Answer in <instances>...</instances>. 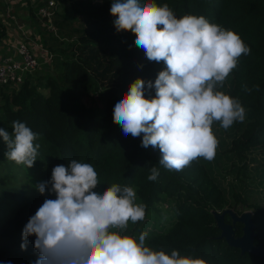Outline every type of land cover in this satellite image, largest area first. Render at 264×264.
<instances>
[{"label":"trees","instance_id":"1","mask_svg":"<svg viewBox=\"0 0 264 264\" xmlns=\"http://www.w3.org/2000/svg\"><path fill=\"white\" fill-rule=\"evenodd\" d=\"M111 2L59 0L55 33L39 28L52 69L26 73L18 87H0V128L11 132L12 122L19 120L40 134L39 156L29 169L9 161L0 140V264H35V236L28 237L22 250L23 228L45 199L55 198L47 191L41 195L35 186L51 178L54 166L72 159L94 165L101 191L113 183L136 189L147 215L130 224L127 234L138 237L147 231L146 243L154 250L176 249L208 264H264V258L229 246L214 217L227 209L237 215L250 211L254 245L264 248V203L250 202L248 195L253 184L264 183V0H141L167 4L177 18L203 15L237 32L251 48L224 89L240 98L245 121L227 131L214 125L220 143L213 161H194L180 172L160 168L155 181L147 177L152 166L159 167V150L141 147V138L124 136L112 112L136 78L154 81L164 64L149 62L132 32L116 31ZM30 15L36 20L32 11ZM254 85L260 86L258 92L243 90ZM254 153L259 156L255 165ZM224 221L232 223L228 215ZM234 225L235 237H241L243 225Z\"/></svg>","mask_w":264,"mask_h":264},{"label":"clouds","instance_id":"2","mask_svg":"<svg viewBox=\"0 0 264 264\" xmlns=\"http://www.w3.org/2000/svg\"><path fill=\"white\" fill-rule=\"evenodd\" d=\"M109 13L117 32L134 34L135 46L149 62L164 64L154 81L136 78L112 112L124 136L159 150V167L152 166L147 179L157 180L160 168L180 172L194 161H213L220 143L214 125L227 131L246 119L240 98L224 89L241 57L251 54L250 46L203 15L177 18L167 4L112 0ZM151 90L155 95L146 98ZM243 90L258 92L260 86ZM39 135L19 120L11 132L0 128L7 159L32 168ZM98 186L94 165L76 159L54 166L51 178L35 186L41 195H55L23 228L20 247L25 250L28 237L35 236V264H208L176 249L154 250L146 243L147 231L127 234L130 224L145 220L147 205L137 202L132 186L113 183L102 191Z\"/></svg>","mask_w":264,"mask_h":264},{"label":"built area","instance_id":"3","mask_svg":"<svg viewBox=\"0 0 264 264\" xmlns=\"http://www.w3.org/2000/svg\"><path fill=\"white\" fill-rule=\"evenodd\" d=\"M35 3L34 16L39 25L45 27L47 32L55 33V27L52 29L54 11L58 6L59 0H29ZM5 13L10 14V0H0ZM52 30V31H48ZM44 53V50H43ZM35 52L26 42H20L14 47L11 55L0 57V87H18L22 82L26 73H30L36 69L38 63L34 56ZM17 56V58L14 57Z\"/></svg>","mask_w":264,"mask_h":264},{"label":"crops","instance_id":"4","mask_svg":"<svg viewBox=\"0 0 264 264\" xmlns=\"http://www.w3.org/2000/svg\"><path fill=\"white\" fill-rule=\"evenodd\" d=\"M11 11L6 14L3 6L0 4V23L3 24L4 37L0 39V57L11 55L14 47L22 40L31 41L30 46L35 54L42 55L43 50L37 49L34 41L41 34L39 22L30 15V11H35V3L29 0H10ZM36 18V17H35ZM23 26L28 29L25 31ZM36 28L37 33H35ZM42 28V27H41ZM34 39V41H33Z\"/></svg>","mask_w":264,"mask_h":264},{"label":"water","instance_id":"5","mask_svg":"<svg viewBox=\"0 0 264 264\" xmlns=\"http://www.w3.org/2000/svg\"><path fill=\"white\" fill-rule=\"evenodd\" d=\"M226 215L231 218V224L240 223L243 225V235L241 237H235L232 225L225 223L224 217ZM251 215L250 212H244L241 215H237L229 209L221 212V214L219 212V215L216 217L214 213L217 226L221 230V237L224 238L229 246L238 248L241 252H247L264 258V248L261 245H254V226Z\"/></svg>","mask_w":264,"mask_h":264},{"label":"rangeland","instance_id":"6","mask_svg":"<svg viewBox=\"0 0 264 264\" xmlns=\"http://www.w3.org/2000/svg\"><path fill=\"white\" fill-rule=\"evenodd\" d=\"M57 10H58V9L56 8L55 11H54V15H55V13H56ZM40 27H42V29H44V30H43V33L48 34V33H47V29H46L45 27H43V26H41V25H40ZM51 28L54 29V25H52ZM23 29H24L25 31L28 30V29L26 28V26H23ZM42 29H41V30H42ZM34 30H35V33H37L36 28H34ZM48 31H52V30H49V29H48ZM36 39H37L36 41H34V39H33L34 44L36 45L37 49H40L41 51L44 50V53H43L42 55L34 54V56L37 58V63H38L36 69H34V70H35V71L38 70V71H40L41 73L49 72L50 69H52V68H51L50 63H47V62L49 61V58H50V56H52V55H49V54L47 53L46 47L43 46V45H41V43H40V41H39L38 38H36ZM21 42H26V43L29 45L31 41L22 40ZM29 47L31 48L30 45H29ZM14 57L17 58V56H15V55H14ZM45 63H47V64H45ZM84 100H85V99L82 97V101H84ZM86 100H87V99H86ZM86 100H85V102H86ZM250 157H251V160L253 161L252 163L255 165V164L257 163V160H258L259 156L256 155V154L254 153V154H251ZM253 159H254V160H253ZM239 165H240V164H239ZM250 174H251V175L254 174V177L256 178V174L254 173V171H253V172L250 171ZM229 178L232 179L233 176L230 175ZM258 180H259V179L257 178L256 181H258ZM257 183H258V182H257ZM252 187H253L254 190H252V192H250V193L248 194L249 196L251 195V199H250L249 201H250V202H254V201H255V202L264 203V183H262V184H259V183H258V185H254V184H253ZM248 212H250V211H248ZM220 214H221V213H220ZM235 214H236V213H235ZM218 215H219V213H218V212H215V217L218 216ZM231 225H232V227H233V229H234L235 225H234V224H231Z\"/></svg>","mask_w":264,"mask_h":264}]
</instances>
